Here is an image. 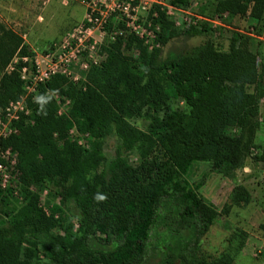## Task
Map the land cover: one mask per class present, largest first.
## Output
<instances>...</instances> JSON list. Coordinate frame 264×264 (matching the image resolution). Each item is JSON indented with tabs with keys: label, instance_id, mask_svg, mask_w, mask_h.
<instances>
[{
	"label": "trees",
	"instance_id": "obj_1",
	"mask_svg": "<svg viewBox=\"0 0 264 264\" xmlns=\"http://www.w3.org/2000/svg\"><path fill=\"white\" fill-rule=\"evenodd\" d=\"M206 1H213V11L228 17L246 14L259 19L264 11V0ZM148 17L158 26L156 44L148 48L143 38L131 34L128 42L136 50L132 55L121 51V39L110 42L103 59L89 66L83 88L61 74L51 75L26 101L32 121L19 119L16 130L0 139L1 147L16 151L18 185L25 196L21 205H11V189H0V264H40V254L52 264H99L103 257L84 230L73 231L66 222L53 231V221L37 205V194L26 189L31 183L38 189L53 183L77 207L83 227L99 230L103 241L115 246L128 243L138 256L160 206L171 201L179 225L175 233L182 235L173 258L158 264H205L194 242L218 211L189 187L180 171L190 160L201 159L223 175L234 176L253 146L263 78L256 53L238 32L226 51L206 40L184 53L160 58V47L179 30L159 3L151 4ZM29 53L22 36L0 22V107L22 87L17 69L7 67L9 61ZM53 90L70 98L63 113H57L48 94ZM131 117L144 118L145 128L132 123ZM71 126L90 133L89 147L66 135ZM110 133L116 139L114 155L98 167L103 139ZM155 145L162 149L163 161L149 155ZM128 149L138 154L137 164L121 154ZM253 158L264 161V145ZM248 199L244 186L235 183L230 203L240 205ZM258 227L264 232V222ZM210 264L233 263L230 253L221 251Z\"/></svg>",
	"mask_w": 264,
	"mask_h": 264
},
{
	"label": "rangeland",
	"instance_id": "obj_2",
	"mask_svg": "<svg viewBox=\"0 0 264 264\" xmlns=\"http://www.w3.org/2000/svg\"><path fill=\"white\" fill-rule=\"evenodd\" d=\"M186 0L185 3L176 0H0V22L19 33L30 48L26 58L14 55L7 67L18 68L25 63L26 73H30L31 59L40 57L44 51L52 46L84 19L90 7L105 13L106 22L93 24L92 38L103 59L105 47L115 39H121L120 49L123 53L136 54L134 47L128 42V37L135 34L131 24L137 25L143 31V42L147 45L157 43L154 35L158 26L152 24L148 17V10L152 3H159L164 14L170 19L179 33L166 40L160 47V58L184 53L189 49L210 40L213 46L220 50L228 49L229 41L234 32L247 37V45L256 53L258 69L261 72L264 84V11L259 19H251L246 14H235L228 17L225 13L213 11V1ZM210 3V5H209ZM192 29H195L192 32ZM190 32V33H189ZM86 60L85 55H79ZM90 62V61H89ZM89 66L80 70L78 64L74 71L78 75L76 80L65 76L72 84L84 87ZM64 87V86H63ZM251 89L250 87L248 88ZM23 102L27 106V99L34 98L29 89L21 88ZM48 94L55 100L57 113L66 111L70 104L67 94L53 90ZM30 106H27L28 115L22 116L24 122H31ZM258 126L254 133L253 146L250 153L244 158L234 176L228 177L212 169L209 163L201 159L190 160L180 171L189 187L217 211V217L207 227L204 233L194 242L196 255L210 264L212 259L221 251H228L233 264H264V232L258 227L264 222V161L256 160L253 155L258 153L264 145V95L259 99L257 108ZM130 121L140 128H145L146 120L140 117H131ZM227 131L234 132L232 127ZM66 135L83 147H89L93 137L88 132H79L69 127ZM60 143L61 140H58ZM116 139L113 133L106 135L102 143V158L98 167H104L115 152ZM129 163L135 165L139 156L133 149L123 150L121 153ZM151 157L163 161L162 149L155 145L149 153ZM11 181L8 193L9 203L19 206L24 201V193L18 185V169L10 166ZM15 173V174H14ZM235 183H240L249 193L246 203L236 205L230 203L229 192ZM29 192L37 194V205L45 217L53 221V231H60L66 222L71 224L73 231H85L91 239L96 252H102L99 264H158L163 259L173 258L178 250L180 236L175 229L179 225L175 221L172 202L164 200L160 206L161 212L145 237V244L139 256L137 250L128 243L115 246L110 241L104 242L99 230L91 231L79 222L80 212L70 199L62 196L53 183H47L44 188L38 189L34 183L26 186ZM10 206V205H9ZM3 217V216H2ZM0 216V221L4 220ZM182 233V232H181ZM40 264H52L47 258L39 255Z\"/></svg>",
	"mask_w": 264,
	"mask_h": 264
},
{
	"label": "built area",
	"instance_id": "obj_3",
	"mask_svg": "<svg viewBox=\"0 0 264 264\" xmlns=\"http://www.w3.org/2000/svg\"><path fill=\"white\" fill-rule=\"evenodd\" d=\"M89 9L85 13L83 21L72 32L53 42L52 46L47 48L40 57H32V69L29 74L25 72L27 69L25 63L18 66L17 71L22 81L21 88L29 89V92H35L36 94L37 85L44 82L51 75L61 74L76 80L78 75L74 71L75 64H78L80 70H84L88 66L98 64L101 61L100 49L97 47L95 39L92 38L91 29L94 23L104 25L106 15L100 9L96 12L93 11V7ZM131 26L135 34L144 38L145 34L137 29L136 24L132 23ZM153 45L149 44L148 48ZM80 54L85 55L86 60L81 59ZM26 56L20 58H26ZM27 106L23 102V95L19 93L17 97L7 100L6 104L0 107V139L16 130L15 123L22 119V116L28 115ZM15 163L16 151L9 146H0V189L11 186L14 175H11L9 167L14 166Z\"/></svg>",
	"mask_w": 264,
	"mask_h": 264
},
{
	"label": "clouds",
	"instance_id": "obj_4",
	"mask_svg": "<svg viewBox=\"0 0 264 264\" xmlns=\"http://www.w3.org/2000/svg\"><path fill=\"white\" fill-rule=\"evenodd\" d=\"M105 197L101 196L100 199H104Z\"/></svg>",
	"mask_w": 264,
	"mask_h": 264
}]
</instances>
